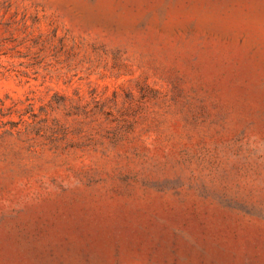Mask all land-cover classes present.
<instances>
[{
    "label": "rangeland",
    "instance_id": "rangeland-1",
    "mask_svg": "<svg viewBox=\"0 0 264 264\" xmlns=\"http://www.w3.org/2000/svg\"><path fill=\"white\" fill-rule=\"evenodd\" d=\"M0 264H264V0H0Z\"/></svg>",
    "mask_w": 264,
    "mask_h": 264
}]
</instances>
